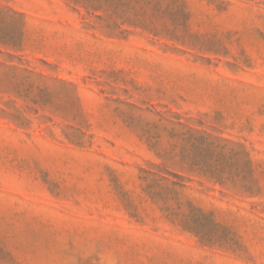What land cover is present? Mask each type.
I'll return each instance as SVG.
<instances>
[{
	"label": "rangeland",
	"instance_id": "obj_1",
	"mask_svg": "<svg viewBox=\"0 0 264 264\" xmlns=\"http://www.w3.org/2000/svg\"><path fill=\"white\" fill-rule=\"evenodd\" d=\"M0 264H264V0H0Z\"/></svg>",
	"mask_w": 264,
	"mask_h": 264
}]
</instances>
